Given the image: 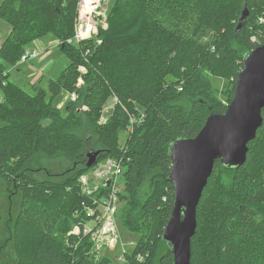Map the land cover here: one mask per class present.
I'll return each mask as SVG.
<instances>
[{
  "label": "trees",
  "instance_id": "obj_1",
  "mask_svg": "<svg viewBox=\"0 0 264 264\" xmlns=\"http://www.w3.org/2000/svg\"><path fill=\"white\" fill-rule=\"evenodd\" d=\"M79 1L4 0L0 6V17L13 25L0 47V178L21 197L11 227L1 232L0 264H103L94 255L92 232L83 229L98 212L96 203L111 197L112 185L88 194L81 175L112 157L121 161L124 179L117 199L130 203L122 220L132 225L136 218L141 232L125 258L129 264H173L161 235L175 200L169 145L194 137L211 111L224 112L232 101L235 79L229 102L218 106L206 72L237 77L243 52L264 43V0H102L101 11L92 14L99 30L83 40L76 38ZM245 6L250 13L237 30ZM48 33L70 61L47 88L33 84L28 91L10 78V66L23 63L29 46ZM63 92L75 95L65 113L57 101ZM111 97L116 103L102 123ZM83 116L97 142L79 132ZM126 129L121 143L118 133ZM94 141L98 162L87 167L86 148ZM248 148L236 170L215 162L197 208L192 264L204 228L201 264H233L244 244L258 256L254 263L264 264V122ZM153 171L154 187L137 218L139 190ZM225 171L235 179L225 182ZM155 218L162 226L158 235L147 230L142 236V222Z\"/></svg>",
  "mask_w": 264,
  "mask_h": 264
},
{
  "label": "water",
  "instance_id": "obj_2",
  "mask_svg": "<svg viewBox=\"0 0 264 264\" xmlns=\"http://www.w3.org/2000/svg\"><path fill=\"white\" fill-rule=\"evenodd\" d=\"M249 9L242 10L237 30L244 27ZM232 101L224 112L213 110L194 137L171 142L168 154L173 167L168 180L175 190L171 217L162 239L173 254V264H192V237L197 230V208L216 160L228 170L247 160L248 143L255 138L264 118V43L242 54ZM99 150L86 153V166L98 162Z\"/></svg>",
  "mask_w": 264,
  "mask_h": 264
},
{
  "label": "rangeland",
  "instance_id": "obj_3",
  "mask_svg": "<svg viewBox=\"0 0 264 264\" xmlns=\"http://www.w3.org/2000/svg\"><path fill=\"white\" fill-rule=\"evenodd\" d=\"M112 2V1H111ZM110 2V4H111ZM4 3V0H0V6ZM261 18H258V20ZM87 20V18H86ZM97 26V31L99 30V26L96 23V20H93ZM105 21V20H104ZM13 30V25L9 23L4 17H0V47L3 45L5 39L9 36L11 31ZM255 37V35H254ZM253 37V38H254ZM255 39V38H254ZM58 40L55 39V36L52 33H48L38 39L35 44H31L29 46L31 51V57L29 59L23 60V63H18L15 66H10V78L15 82L22 85L26 90L30 91L28 87L31 85H41L47 88V81L50 77H54L58 75L59 71L67 66L70 59L60 50L57 45ZM212 46V45H210ZM241 50V47H239ZM33 55V56H32ZM220 70V69H217ZM206 78L210 80L214 89L213 94L214 97H217L221 102L217 103L218 106L222 104H226L229 102V85L232 80L237 79L234 76L228 75H220L218 73L206 72ZM70 98H75L73 93L63 92L62 95L58 98V107L63 113H65V106L70 101ZM115 98L111 97L107 102L106 106L102 112V116L100 118V122L105 123L107 119L110 117L112 113L113 106L115 105ZM187 107L191 104L190 101H187ZM216 106V105H215ZM86 108V107H84ZM221 110V109H220ZM131 119V118H130ZM134 121V119H132ZM79 132L88 136L89 138H94L97 140V135L93 126L89 123V121L83 116L79 125ZM119 139L121 143L125 142L126 137L129 135L128 129L126 131H119ZM95 141L90 144L86 148V152L90 150H97L95 147ZM97 142V141H96ZM94 145V146H93ZM106 160L100 164V168L103 167ZM95 166L86 173V176L92 174ZM157 176V171H153L150 176H148L147 183L139 190L138 195V204L133 212L137 218L141 216L142 205L146 200V197L149 193H151L154 187V180ZM122 183V190L124 186V179L122 175L118 176ZM225 182L229 183L233 179H235V174L231 171H225V173L220 176ZM91 181V178H88ZM102 180L99 178L95 180L91 186L100 184ZM263 186V184H262ZM121 190V191H122ZM264 191V190H263ZM263 194V195H262ZM262 196H259V200H261L264 204V192H262ZM21 202V197L17 194L11 187L9 188L7 182L0 178V237L2 236L1 232L4 229V226L11 227L15 216L19 210ZM129 204L126 205L120 199H115L112 203V208L114 211L110 213V222H107V219L104 218L96 227H98V231L107 232V237L101 241V244L95 242L94 255H96V259H102L103 264H129L128 260L125 258L126 252H133L137 247L138 243L141 239V232L137 229L139 224H136V218L133 224L126 225L123 222V218L125 212L129 209ZM255 209H259L255 207ZM144 226L142 230V236L149 230L152 231V234L158 235L156 233V228L161 226V221L159 218H155L152 220H147L146 223L142 222ZM204 235L197 237L195 239L194 251H195V264H201V246L203 241L201 238L206 237V229L204 228ZM162 235V234H161ZM158 238V237H157ZM156 238V239H157ZM207 238V237H206ZM237 258H234L233 264H256L255 260H258V256H253V252L250 248L244 244L243 247H239L238 251L235 253ZM140 258L142 256H139ZM251 257V258H250Z\"/></svg>",
  "mask_w": 264,
  "mask_h": 264
},
{
  "label": "built area",
  "instance_id": "obj_4",
  "mask_svg": "<svg viewBox=\"0 0 264 264\" xmlns=\"http://www.w3.org/2000/svg\"><path fill=\"white\" fill-rule=\"evenodd\" d=\"M102 0H80L78 4V14H79V24L77 25V34L76 38L78 40H83L90 38L94 35L95 32H97V26L94 23V17H92L93 12L99 13L102 8ZM87 18V20H86ZM72 40H69L71 42ZM28 53H31L30 51H27L23 57L22 60H25ZM83 69V68H82ZM133 122V121H132ZM105 164L103 167L100 168V164L105 161ZM103 161H100L97 165H95L94 171L92 174H89L86 176V173L81 175V188L82 191L85 193L90 194L92 189L97 188L100 184L103 185H112V194L111 197L106 198L103 203H96V205L99 206L98 212L95 215V210L91 208L92 206H89L87 208V212L92 216L91 220L89 221L90 224H86V226L83 229L84 233L92 232V239L97 242L98 244H101V241L104 240V238L107 237V232L104 233V231H98V227H96L104 218L107 219V222L111 221L110 213L113 212L114 209L112 208V203L115 199H117V194L121 192L122 190V183L119 179V175H122V165L121 161L119 159L115 158H106ZM88 173V172H87ZM91 178V181L88 179ZM101 179L102 182L100 184H96L91 186L97 179ZM91 183V184H90ZM112 224V223H111ZM81 231V228L79 225H76L74 228L75 233H79Z\"/></svg>",
  "mask_w": 264,
  "mask_h": 264
}]
</instances>
